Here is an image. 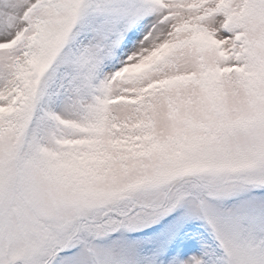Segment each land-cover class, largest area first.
<instances>
[{"label":"snow or ice","instance_id":"obj_1","mask_svg":"<svg viewBox=\"0 0 264 264\" xmlns=\"http://www.w3.org/2000/svg\"><path fill=\"white\" fill-rule=\"evenodd\" d=\"M0 264H264V0H0Z\"/></svg>","mask_w":264,"mask_h":264}]
</instances>
